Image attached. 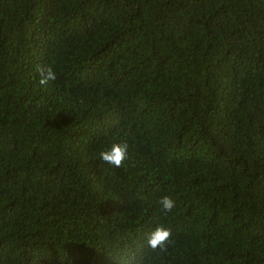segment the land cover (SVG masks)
Here are the masks:
<instances>
[{
    "label": "trees",
    "instance_id": "obj_1",
    "mask_svg": "<svg viewBox=\"0 0 264 264\" xmlns=\"http://www.w3.org/2000/svg\"><path fill=\"white\" fill-rule=\"evenodd\" d=\"M0 264H264V0H0Z\"/></svg>",
    "mask_w": 264,
    "mask_h": 264
},
{
    "label": "clouds",
    "instance_id": "obj_2",
    "mask_svg": "<svg viewBox=\"0 0 264 264\" xmlns=\"http://www.w3.org/2000/svg\"><path fill=\"white\" fill-rule=\"evenodd\" d=\"M39 80L41 86L47 85L50 81H55L56 72L51 67L38 68ZM128 145L122 143H112L110 147L102 149L97 155L101 162L111 165L114 168H121L127 158ZM159 204L165 214L171 212L175 202L169 196H163ZM172 233L163 226L155 227L147 236V246L153 251L159 249L166 251L171 241Z\"/></svg>",
    "mask_w": 264,
    "mask_h": 264
}]
</instances>
